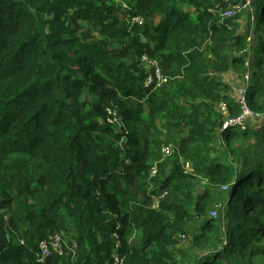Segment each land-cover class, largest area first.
I'll return each mask as SVG.
<instances>
[{"label": "trees", "instance_id": "1", "mask_svg": "<svg viewBox=\"0 0 264 264\" xmlns=\"http://www.w3.org/2000/svg\"><path fill=\"white\" fill-rule=\"evenodd\" d=\"M241 1L0 0V264H182L188 236L195 264H264V118L223 129L219 108L240 113L222 76L248 60L264 115V0L248 31L220 14ZM56 232L77 247L39 260Z\"/></svg>", "mask_w": 264, "mask_h": 264}, {"label": "built area", "instance_id": "2", "mask_svg": "<svg viewBox=\"0 0 264 264\" xmlns=\"http://www.w3.org/2000/svg\"><path fill=\"white\" fill-rule=\"evenodd\" d=\"M225 1L230 2V0H225ZM244 5H246V0H244L243 3H237V4L229 3V6L225 10H221L220 14L223 18L235 16L239 14V11L241 10V8H243ZM130 22L132 25L134 24L143 25L145 22V18L141 15H135L131 18ZM141 59L149 68L151 69L153 68L152 74L146 81V86L152 85L153 83L160 85L165 77L162 74L159 60L156 58H151L148 55H144ZM247 90H248L247 86H243L239 90L238 103L240 107V113L236 116L231 115V109L227 102L222 101L220 103V107H219L220 111L226 117L223 124V129L228 127H239L244 129L247 126L248 122L260 116V114L254 112V110H252V108L250 107L247 101ZM107 111L109 114L108 121L111 124L117 126L118 128L125 130L126 125L120 115L118 108L115 106H109L107 108ZM123 140L124 139L120 141L119 144L120 146H122ZM173 151H174L173 147L171 146H166L163 148V152L166 156L171 155ZM186 168L188 171H190L189 164H187ZM156 172H157V168L155 167L152 170V176H155ZM223 188L228 189V186L225 185L223 186ZM158 205H159V198H156L154 207H157ZM214 213L215 210L211 212V215H214ZM75 247H77V241H74L72 246H70L68 241L65 240V238L63 237V234L56 232L51 236H49L48 238L43 239L39 242L37 257L39 258V260L44 261L47 258H49L53 253L63 255L65 254L67 249L70 250V249H74ZM113 264H124V258L117 250L113 255Z\"/></svg>", "mask_w": 264, "mask_h": 264}, {"label": "rangeland", "instance_id": "3", "mask_svg": "<svg viewBox=\"0 0 264 264\" xmlns=\"http://www.w3.org/2000/svg\"><path fill=\"white\" fill-rule=\"evenodd\" d=\"M244 0H242L240 3H243ZM252 0H246V5L243 6V8H241V10L239 11V13L241 12V17H240V22H238L241 26H242V30L243 31H248L251 27V23L252 20L254 19L253 17V10L255 8V6L253 5ZM251 3V4H250ZM250 4V5H249ZM250 38V39H249ZM248 41L249 44L252 46L256 45V36L254 34H249L248 36ZM248 57H250V59L252 58V52L248 51ZM247 67L244 69H233L231 70L229 73H226L222 76L223 81L227 82V84H229L230 88H231V92L234 96L235 99L238 98L239 96V90L241 87L243 86H247L249 85V81L252 75V72L250 70V68L248 66H250V62L247 60L246 61ZM247 74H249L248 79L247 78ZM246 80V81H245ZM264 115H260L258 117H256L255 119L251 120L250 122L247 123V126H252L255 130L258 129L259 124L261 123V121H263ZM254 140V139H253ZM250 141H248L249 143ZM189 170L192 172L194 171L192 166L189 165ZM240 167V164L237 165V168ZM206 181L205 180H199V189L203 190L204 186H206ZM222 185L221 187L217 188V192H221L219 194H217V198L215 199L218 202V207L215 208V213L214 215H212V217H217L219 215V211H223L227 205V201L224 200V198L230 194H228V190L229 189H225L223 188ZM229 188V186H228ZM228 192V193H227ZM223 203V204H222ZM182 248H184L185 250H187L190 254L189 258L185 259L184 261H182V264H195V261L198 259H196L197 257V251L194 250V246L192 245V237H185L183 244L181 245ZM188 254V255H189ZM181 258V257H180ZM179 259V258H178Z\"/></svg>", "mask_w": 264, "mask_h": 264}, {"label": "crops", "instance_id": "4", "mask_svg": "<svg viewBox=\"0 0 264 264\" xmlns=\"http://www.w3.org/2000/svg\"><path fill=\"white\" fill-rule=\"evenodd\" d=\"M248 77H249V74H247V78L246 79H248ZM246 81V80H245Z\"/></svg>", "mask_w": 264, "mask_h": 264}]
</instances>
